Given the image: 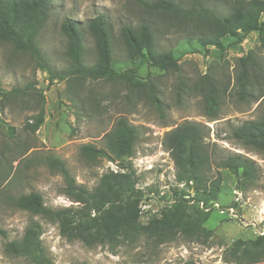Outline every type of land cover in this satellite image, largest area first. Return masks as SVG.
<instances>
[{"label":"rangeland","instance_id":"1","mask_svg":"<svg viewBox=\"0 0 264 264\" xmlns=\"http://www.w3.org/2000/svg\"><path fill=\"white\" fill-rule=\"evenodd\" d=\"M176 1L194 12L206 9L226 14L238 0ZM100 13L112 26L114 69L118 74L131 70L136 80L151 84L165 105L164 114L156 111L145 91L128 86L122 79L50 81L28 53L0 42V230L4 232H0V264H34L4 249L5 242L19 239L33 221L41 225L48 264H181L187 260L195 264H237L225 261L232 242L264 231V155L229 138L231 127L257 119L264 111L260 101H255V96L264 93V45L257 32H250L242 42L223 36L224 49L218 50L199 43V37L209 32L206 22L197 15L149 11L135 0H53L37 36L41 53L51 66L59 70L69 65L66 38L60 31V23L67 17L81 23L87 49L85 62L95 60L86 21ZM142 23L152 28L157 49L170 50L178 58V71H162L127 57L120 28ZM248 50L254 52L259 68H255L246 101L238 96L236 58ZM208 83L219 99L216 119L209 118L204 110L203 93ZM12 88L20 92H12ZM41 108L43 122L32 131L28 124ZM120 116L136 127L132 156L122 160L84 156L80 152L83 144L104 148L103 135ZM184 121L209 129L205 141L215 144L216 158L239 152L258 165L257 179L245 189L236 187V179L227 169L212 165L211 174L218 170L222 179L205 222L208 235L188 240L177 234L160 243L149 233L122 230L116 242L88 247L78 240H67L56 223L20 209L12 201L20 194L38 192L48 207L75 206L76 202L62 193L63 176L46 164L48 156L63 160L75 181L88 189L97 184L102 173L119 170L129 161L138 178L136 186L144 192L139 221L146 224L150 216L172 202L175 190L193 194L188 184L176 181L175 167L163 142L165 132ZM252 264H264V260Z\"/></svg>","mask_w":264,"mask_h":264},{"label":"trees","instance_id":"2","mask_svg":"<svg viewBox=\"0 0 264 264\" xmlns=\"http://www.w3.org/2000/svg\"><path fill=\"white\" fill-rule=\"evenodd\" d=\"M53 0H0V42L11 44L15 49L28 53L35 59L40 69L54 79L72 80L122 79L128 86L138 91H145L147 98L161 115L165 105L156 89L149 83L135 79L131 70L118 74L113 66V33L109 18L97 14L86 21V29L93 39L95 60L85 62V35L81 23L72 18H64L60 31L66 38V55L69 65L56 69L44 57L38 45L37 36L45 25ZM149 11H158L175 16L197 15L208 25L209 34L199 37L203 46H214L223 50L221 38L231 36L237 42L250 33L257 32L264 45V0H238L231 11L217 14L211 10L185 9L176 0H135ZM120 38L129 59L138 58L162 71H178V58L170 50H159L155 36L148 23L138 26L123 24ZM209 50L207 49V52ZM239 73L237 75L238 96L249 101V87L253 83L255 68H259L252 50L243 52L236 58ZM12 92H20L12 88ZM264 106V93L255 96V101ZM219 99L212 84L204 88L203 105L206 115L216 119ZM43 122L41 108L33 122L28 124L32 131ZM209 129L196 122L184 121L164 134V145L173 161L175 177L178 183L184 182L193 194L174 191L172 202L160 213L150 216L146 224L139 221L141 210L139 202L144 192L136 186L138 178L131 163L121 164L119 170L102 173L97 184L88 189L75 181L65 162L57 157L48 156L46 164L59 172L64 179L62 193L75 206L52 208L44 205L38 192L20 194L12 198L14 205L31 214H40L56 223L59 233L67 240H78L88 247L103 243H114L118 234L143 231L154 235L155 240L164 242L181 234L188 240H196L201 234L208 235L205 227L210 209L221 189V174L217 170L211 174L212 165L227 169L236 179V187L245 189L247 184L258 177V165L252 158L239 152H229L216 158L215 144L206 142ZM229 138L242 147L252 149L264 155V111L252 120L241 122L230 128ZM104 148L93 144H83L80 152L89 158L107 157L108 159H125L134 152L136 127L126 117H118L110 130L104 133ZM192 202V203H191ZM2 234L4 232L0 230ZM41 225L30 222L19 239L5 242L6 252L23 256L34 264H48L41 243ZM264 260V231L250 238H237L229 247L225 261L237 264H252ZM78 264H85L84 262ZM181 264H195L193 260Z\"/></svg>","mask_w":264,"mask_h":264},{"label":"built area","instance_id":"3","mask_svg":"<svg viewBox=\"0 0 264 264\" xmlns=\"http://www.w3.org/2000/svg\"><path fill=\"white\" fill-rule=\"evenodd\" d=\"M241 55V54H240Z\"/></svg>","mask_w":264,"mask_h":264}]
</instances>
